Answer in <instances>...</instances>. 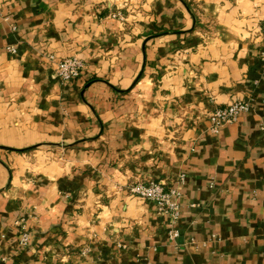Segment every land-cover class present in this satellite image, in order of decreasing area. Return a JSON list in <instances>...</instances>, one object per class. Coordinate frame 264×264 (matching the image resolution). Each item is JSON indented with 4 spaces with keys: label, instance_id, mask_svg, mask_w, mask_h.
<instances>
[{
    "label": "crops",
    "instance_id": "crops-1",
    "mask_svg": "<svg viewBox=\"0 0 264 264\" xmlns=\"http://www.w3.org/2000/svg\"><path fill=\"white\" fill-rule=\"evenodd\" d=\"M263 21L264 0H0V264H264ZM182 174L171 239L131 186Z\"/></svg>",
    "mask_w": 264,
    "mask_h": 264
},
{
    "label": "built area",
    "instance_id": "built-area-1",
    "mask_svg": "<svg viewBox=\"0 0 264 264\" xmlns=\"http://www.w3.org/2000/svg\"><path fill=\"white\" fill-rule=\"evenodd\" d=\"M122 18L119 13L115 14ZM262 34L264 37V21L262 23ZM11 51L16 53V49L12 47ZM259 59L264 63V49L259 54ZM57 68V74L64 81L79 78L83 74L85 63L76 56H69L62 59ZM254 104L250 100H233V103L227 106H216L210 113L211 126L210 133H219L223 127L238 120L239 116L247 111H250ZM185 180V175L179 176L175 186L169 187L168 184L162 180L154 177L148 179H138L136 183L131 186V190L146 200H152L157 204V211L160 214H165L169 217V235L171 239H177L180 235L176 226L181 216L179 198L181 196L180 184ZM20 225L21 246H26L29 243V230L22 221Z\"/></svg>",
    "mask_w": 264,
    "mask_h": 264
}]
</instances>
